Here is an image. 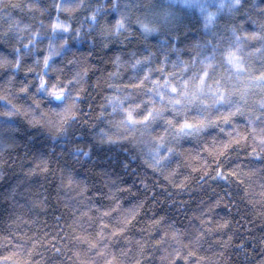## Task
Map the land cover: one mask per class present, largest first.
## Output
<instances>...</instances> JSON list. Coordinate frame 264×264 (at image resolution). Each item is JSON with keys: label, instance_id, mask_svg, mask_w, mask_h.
Here are the masks:
<instances>
[{"label": "clouds", "instance_id": "obj_1", "mask_svg": "<svg viewBox=\"0 0 264 264\" xmlns=\"http://www.w3.org/2000/svg\"><path fill=\"white\" fill-rule=\"evenodd\" d=\"M0 264H264V0H0Z\"/></svg>", "mask_w": 264, "mask_h": 264}]
</instances>
